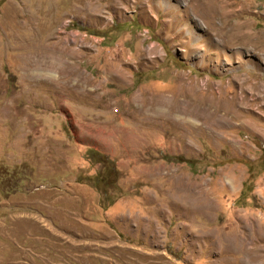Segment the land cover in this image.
I'll list each match as a JSON object with an SVG mask.
<instances>
[{
    "label": "rangeland",
    "instance_id": "1",
    "mask_svg": "<svg viewBox=\"0 0 264 264\" xmlns=\"http://www.w3.org/2000/svg\"><path fill=\"white\" fill-rule=\"evenodd\" d=\"M0 264H264V0H0Z\"/></svg>",
    "mask_w": 264,
    "mask_h": 264
},
{
    "label": "bare ground",
    "instance_id": "2",
    "mask_svg": "<svg viewBox=\"0 0 264 264\" xmlns=\"http://www.w3.org/2000/svg\"><path fill=\"white\" fill-rule=\"evenodd\" d=\"M200 2V1H199ZM202 3V2H201ZM201 5V4H200ZM205 4H203V6H204ZM202 6V5H201ZM38 48V47H37Z\"/></svg>",
    "mask_w": 264,
    "mask_h": 264
},
{
    "label": "trees",
    "instance_id": "3",
    "mask_svg": "<svg viewBox=\"0 0 264 264\" xmlns=\"http://www.w3.org/2000/svg\"><path fill=\"white\" fill-rule=\"evenodd\" d=\"M96 154V153H95ZM245 186V185H244Z\"/></svg>",
    "mask_w": 264,
    "mask_h": 264
}]
</instances>
